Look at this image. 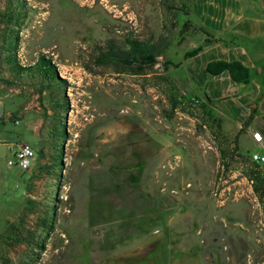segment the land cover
Listing matches in <instances>:
<instances>
[{"label":"rangeland","instance_id":"374dc122","mask_svg":"<svg viewBox=\"0 0 264 264\" xmlns=\"http://www.w3.org/2000/svg\"><path fill=\"white\" fill-rule=\"evenodd\" d=\"M194 1L0 0V264H264V190L235 155L264 148L206 102L205 83L177 73L206 37ZM127 37L166 48L140 74L96 64L99 45ZM8 39L19 65L44 55L65 82L13 74ZM63 96L65 114L52 109ZM149 140L161 144L152 156ZM23 141L36 151L27 170L15 158ZM44 217L53 229L34 226L32 243L24 230L7 238L11 222Z\"/></svg>","mask_w":264,"mask_h":264},{"label":"crops","instance_id":"0c3cea01","mask_svg":"<svg viewBox=\"0 0 264 264\" xmlns=\"http://www.w3.org/2000/svg\"><path fill=\"white\" fill-rule=\"evenodd\" d=\"M195 1L191 7V14L193 13L191 22L203 27L220 40L207 44L196 55L183 59L177 65V73L187 76L198 87L205 83L204 95L211 101L219 102L232 117L235 126L241 127L253 112L246 134L250 142L256 143L251 131L259 132L262 139L259 147L264 148V87L261 83L264 75L261 67L264 60V0ZM217 59L239 60L249 68L251 79L248 84H242L246 85L243 91L236 90L235 85L241 83L234 82L228 71L212 75L205 70L207 62ZM179 69H182L181 72ZM252 103L255 106L249 107ZM0 104L1 117L3 115L1 98ZM234 108L240 109L236 116L230 112ZM2 130L0 128V131ZM0 141L3 143L2 138ZM147 148V154L152 156L161 150V144L149 140ZM259 152L264 154V151ZM153 239L151 238V241ZM177 263L175 260L173 264Z\"/></svg>","mask_w":264,"mask_h":264},{"label":"trees","instance_id":"16d2710c","mask_svg":"<svg viewBox=\"0 0 264 264\" xmlns=\"http://www.w3.org/2000/svg\"><path fill=\"white\" fill-rule=\"evenodd\" d=\"M185 14H189V10H185ZM189 23V20L184 22V29L190 26ZM199 30L206 36L203 44L186 51L184 53V58L194 56L207 44L220 40L215 38L201 26L199 27ZM6 42L7 47L5 61L10 65L9 70L13 74H17L18 76H23V74L33 76V74L37 72L46 78V80L49 82L48 85L55 83L63 84L65 82L64 79L58 77L55 65L44 55H40L33 65H19L15 59L13 51L15 48L12 47L10 39H8ZM165 48L166 44H162L160 41H155L152 39L143 40L136 37H127L122 41V43H118L113 39H108L103 45H99L97 47L95 62L99 65H114L116 67L115 69L123 71L126 70L133 74H140L147 66H151L156 62V58L164 52ZM205 70L212 75H217L226 70L234 82L241 84H248L251 79L249 68L239 60H211L205 65ZM170 100L173 106L177 105V101L175 99L170 98ZM205 100L206 102H211V99L207 95H205ZM53 104L54 105L52 106V109L54 110L58 109L62 111L63 114L68 111V102L64 96L60 99H57V101ZM57 115L58 114H56V116ZM62 116L64 117L65 115ZM252 117L253 112H251L246 118L243 126H248ZM58 127V125H55L56 129H58ZM58 132L60 137L64 138V131L60 129ZM220 150L222 156V152L224 151L222 148ZM235 155L238 156L236 162L240 164L241 171L252 181L253 190L257 195H259L260 198L261 190H264V164H260L251 160L249 155H244L239 152H237ZM54 164H59V162L56 161ZM28 202L31 203L32 201L29 200ZM22 212L24 214H28L34 212V210L31 207H28L23 209ZM40 222L41 224H38L35 221L33 227L23 226L22 221L21 224L18 225H16L14 222H11L9 227L13 230V232L11 233L10 231V234H7V238H13L17 243L22 242L24 240H22L19 235L24 230L30 235L29 242L32 243V237L35 231L34 226H41V229L47 233L53 229V223L50 217H44L40 219ZM35 244L39 248H43V245L40 241H35Z\"/></svg>","mask_w":264,"mask_h":264},{"label":"built area","instance_id":"2783aa9c","mask_svg":"<svg viewBox=\"0 0 264 264\" xmlns=\"http://www.w3.org/2000/svg\"><path fill=\"white\" fill-rule=\"evenodd\" d=\"M194 101H197V99ZM251 136L253 140L258 145H260L262 141L260 133L257 131H251ZM35 156L36 151L30 143L23 141L18 144V147L15 151V158L16 164L21 170L29 169L35 159ZM249 156L251 160L260 164H264V154L256 151L249 153Z\"/></svg>","mask_w":264,"mask_h":264},{"label":"water","instance_id":"95a60500","mask_svg":"<svg viewBox=\"0 0 264 264\" xmlns=\"http://www.w3.org/2000/svg\"><path fill=\"white\" fill-rule=\"evenodd\" d=\"M258 70H259V68H258ZM253 106H255V104H254V103H252V104H250V105H249V107H253Z\"/></svg>","mask_w":264,"mask_h":264}]
</instances>
